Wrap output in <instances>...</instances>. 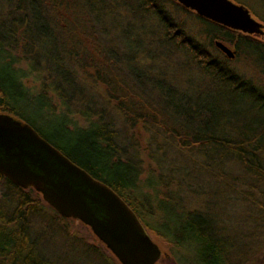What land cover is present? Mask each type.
Instances as JSON below:
<instances>
[{
	"label": "trees",
	"instance_id": "1",
	"mask_svg": "<svg viewBox=\"0 0 264 264\" xmlns=\"http://www.w3.org/2000/svg\"><path fill=\"white\" fill-rule=\"evenodd\" d=\"M237 4L250 10L248 5ZM127 5L132 8L127 9ZM6 6V10H0V73L4 74L0 77V113L40 132L14 104L19 99L32 100L31 91L38 89L35 91L46 100L44 109L63 115L66 120L60 128L64 131L54 133L53 139L40 132L41 136L111 188L141 223L155 216L151 197L171 200V182L163 181L158 154L170 171L179 170L177 160L188 158L199 165L194 170L205 177L227 180L230 172L235 179L230 188L242 207L253 212L250 218L254 228L241 230L245 248L250 245V238L255 237L259 243V250L253 255L256 257L252 256L249 264H264V120L257 123L259 130H237V125L226 130L221 102L230 95L234 100L256 102L259 111H264V33L247 35L231 30L198 17L174 0H125L105 8L118 14H125L127 9L132 17L150 19L157 35L147 37L145 54L142 50L132 53L126 45L124 54L110 39L112 35L100 38L97 35L102 29L98 26L80 25L85 24L81 15L90 23L89 10L95 11L90 0L83 4L80 0H13ZM188 16L203 27L208 47L222 57H215L194 40V34L187 29ZM259 22L264 25V21ZM99 38L108 44L101 42L90 48L88 40ZM215 41L230 45L235 58L228 60L216 49ZM156 48L176 56L174 71L169 67L172 57L163 52L152 61ZM253 55L258 62H254ZM239 56L252 66V74L240 73L231 66L239 61ZM16 64L27 66V73L39 82L37 86L24 85L27 75ZM183 78L193 89L191 95L181 90ZM167 80L177 82L176 89L170 87L169 93L160 90L161 83ZM168 95L177 96L176 101H159ZM70 117L83 119L84 125L74 123L70 128ZM140 128L144 129V137L137 135ZM63 139L67 143L60 145ZM223 163L232 170L219 168ZM144 174L147 180L156 177L158 184H148L147 193H137L138 178ZM182 176L193 177V172L184 171ZM0 185V264H57L42 250L48 239L42 226H55L56 219L64 223L74 220L60 217L38 192L21 189L1 174ZM187 188L192 189L190 183ZM193 213L196 211L188 215ZM144 229L151 238L149 232L158 234L151 227ZM168 233L172 237L165 236L164 240L170 246L175 245L176 235H184L175 230ZM210 236L207 228L200 229L194 237L202 245L200 262L220 264L221 245ZM84 248L81 256L97 251ZM166 256L156 264L163 258L174 264ZM107 262L118 264L114 256Z\"/></svg>",
	"mask_w": 264,
	"mask_h": 264
},
{
	"label": "rangeland",
	"instance_id": "2",
	"mask_svg": "<svg viewBox=\"0 0 264 264\" xmlns=\"http://www.w3.org/2000/svg\"><path fill=\"white\" fill-rule=\"evenodd\" d=\"M9 1L13 0H0V10H6V4ZM80 1L81 4H83L86 3L87 0ZM124 1L125 0H90L91 4L94 5L93 10L95 9V11L93 12L92 9L89 10L90 23L81 15V20L83 19L85 24L81 23L80 25L93 24L98 26L99 29H102V33L97 35L100 38L106 35H112L110 39L120 47V50L124 52V54L125 45L127 46V50L132 53L142 50L143 54H145L144 50L147 49L146 45L148 44L147 37L154 38L155 35H157L154 27L150 26V19H148V21H143L141 18L130 16L127 9L132 7L129 5L126 6L127 9H125V14L114 13L108 8H105L110 5L120 4ZM231 1L250 6L251 11H249L252 17L257 21H264V0ZM1 5H3V7ZM98 10L101 11L99 12ZM186 22L187 29L190 33L194 34L192 35L194 40L208 48L215 57L221 56L218 51L208 47L207 40L204 37V29L195 19L188 16ZM106 29H108L109 32H104ZM100 38L98 40H88L90 48H93L94 44L100 46L101 42L106 43V45L108 44L107 41H104V39L101 40ZM225 45L233 50L230 45ZM161 52L172 57L167 50L156 48L152 61H154ZM175 57L176 56H173L172 59L169 60V67L172 71H174ZM252 58L254 62H258L257 56L253 55ZM0 60H3L2 57H0ZM2 65V62H0V67ZM231 66L240 73L249 74L251 72L252 74V66L248 64L247 61L245 62L242 56H239V61L231 64ZM15 67L22 69L23 73L27 75L23 78L24 85L30 88L37 86L39 82L33 74L27 73V66L24 64H16ZM170 69L168 73H170ZM3 76L4 74L0 73V77ZM184 79L185 78L182 80L181 90L191 95L193 89L188 88ZM170 87L175 90L177 82L171 83V80H167L165 84L161 83L160 90L169 93ZM35 90L31 91V95L34 99H19L14 104L18 112L24 115L41 133L52 138L54 133L64 131L60 130V128L66 123V120H64L63 115L48 113L44 109L46 100L39 96L38 92ZM65 90L68 91L67 88ZM176 97L177 96L173 97L168 95L166 99L165 97L163 99L160 98L159 101H176ZM203 99L208 100V98L205 97H203ZM221 102L225 110L222 118L224 129L230 130L237 125V130H246L247 128V130H259L257 123L264 120V111H259L256 102L249 101L248 99L234 100L230 95H227V98H223ZM95 109H97V107H95ZM70 118L73 120L69 123L70 128H72L74 123L80 127L84 125L83 119L79 117ZM253 125L255 126L253 127ZM142 130L144 129H138L137 135L143 136ZM138 139L141 140L143 145L142 138L138 137ZM66 143L67 140L65 139L59 142L60 145ZM157 159L162 173L164 174L163 181L170 180L169 182H171L169 187L171 200L163 201L159 196H156V198L151 197V209L155 216L146 219L141 224L143 227H151L157 231L158 234L154 235L147 230L150 235L152 234L151 239L159 246L162 252L161 257H164L166 254L174 264H201L200 250L202 245L197 243L194 237L199 234L200 229L205 230L208 228L211 234L210 239L219 242V245H221L220 252L222 257L220 264H249L250 258L259 250V243L255 237L250 238L252 241H250V245L245 248L241 237V230L248 226L254 228V224L250 218L251 215L253 216V212H248L242 207L241 203L237 200L236 193L230 188L229 184L234 183L235 179L232 177L231 173L228 172L232 169H230L227 163H223L219 166V168H224L229 174L227 180H222L205 177L203 174L197 173L194 169L198 170L199 165L191 162L188 158L175 162V165L180 167L177 171H170L167 166L168 163L163 160L160 154L157 155ZM215 167L217 166L215 165ZM184 171L193 172V177L182 179V173ZM147 177L148 176L144 174L138 178L137 184H139V190L137 193H139L140 190L147 193L146 186L148 184H158L156 177L150 180H147ZM187 183L191 184V190L187 188ZM2 190L3 187L0 185V194ZM137 193L136 195H138ZM44 208L46 210V207ZM193 211H196V213L188 215L189 212ZM55 222V226L51 224L42 226V232L48 238L42 250L46 257L54 260L57 264H108L107 260L113 258V255L99 242L87 226L76 220L64 223L56 219ZM189 227L193 229L189 230ZM169 230H175L184 234L183 238L179 235L175 236L174 246H170L169 243L164 240L166 238L165 236L170 235L169 237H172V233H168ZM73 241H76L78 244ZM70 242H73L72 248ZM87 246L90 248L93 247L97 249V251L87 256H81L83 248ZM69 253L71 255L67 258L66 255ZM243 253L246 257H242ZM158 264H168V262L163 258Z\"/></svg>",
	"mask_w": 264,
	"mask_h": 264
},
{
	"label": "water",
	"instance_id": "3",
	"mask_svg": "<svg viewBox=\"0 0 264 264\" xmlns=\"http://www.w3.org/2000/svg\"><path fill=\"white\" fill-rule=\"evenodd\" d=\"M174 1L198 17L231 30L247 35L264 33V25L246 7L231 0ZM214 46L228 60L235 58L234 51L224 43L215 41ZM9 137L18 138L24 144V153L29 159L35 157L38 172L19 162L13 165L0 160V174L4 178L21 189L32 188L38 192L60 217L87 226L119 264H156L160 260L159 246L111 188L70 161L29 124L0 113V138Z\"/></svg>",
	"mask_w": 264,
	"mask_h": 264
},
{
	"label": "flooded vegetation",
	"instance_id": "4",
	"mask_svg": "<svg viewBox=\"0 0 264 264\" xmlns=\"http://www.w3.org/2000/svg\"><path fill=\"white\" fill-rule=\"evenodd\" d=\"M41 138L46 140L44 137L41 136V134L35 130ZM48 143H50L48 140H46ZM24 144L20 143L18 138L9 137L6 140H3L0 138V160H3L5 162L11 163L13 165L17 164H24L25 166L29 167L31 170L38 172V164H36L35 157L32 159H29L28 156H26L25 149H23ZM15 148L14 150H11ZM16 148H19L20 150H17ZM7 149L9 151H7ZM19 155H22L23 157H20ZM38 162V160H37ZM32 164L35 165V167L32 166ZM37 167V168H36Z\"/></svg>",
	"mask_w": 264,
	"mask_h": 264
}]
</instances>
